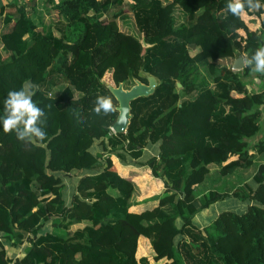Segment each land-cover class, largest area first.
Instances as JSON below:
<instances>
[{
  "label": "trees",
  "instance_id": "trees-1",
  "mask_svg": "<svg viewBox=\"0 0 264 264\" xmlns=\"http://www.w3.org/2000/svg\"><path fill=\"white\" fill-rule=\"evenodd\" d=\"M44 2L50 21L26 3L0 7V116L25 82L48 116L43 142L0 124V264H264V161L232 191L197 192L264 155V133L250 142L264 88L233 69L237 51L264 46V9L238 19L228 0ZM146 74L159 84L114 132L105 76L131 88ZM100 95L115 113L92 111ZM230 197L246 209L194 222Z\"/></svg>",
  "mask_w": 264,
  "mask_h": 264
},
{
  "label": "clouds",
  "instance_id": "clouds-1",
  "mask_svg": "<svg viewBox=\"0 0 264 264\" xmlns=\"http://www.w3.org/2000/svg\"><path fill=\"white\" fill-rule=\"evenodd\" d=\"M264 9L261 0H228L226 11L238 19L249 12ZM252 72L264 75V46L258 47L250 57L243 60ZM103 83V81H101ZM37 92L35 84L25 82L18 90H10L3 101V115L0 116L4 133H15L24 143L43 142L47 138L45 127L47 112L34 100ZM92 111L97 116H107L117 111L110 95H100L94 100Z\"/></svg>",
  "mask_w": 264,
  "mask_h": 264
},
{
  "label": "rangeland",
  "instance_id": "rangeland-1",
  "mask_svg": "<svg viewBox=\"0 0 264 264\" xmlns=\"http://www.w3.org/2000/svg\"><path fill=\"white\" fill-rule=\"evenodd\" d=\"M41 13H37L39 16ZM53 15V14H52ZM52 15L49 14H44L45 20L47 21L46 18H52ZM246 18L249 21V24L252 27H256L258 25L257 20L251 19L250 17L246 16ZM196 74L199 75L200 79H206L211 81V76L206 68L205 65H200L199 68L196 71ZM110 75H106L104 80L107 84L113 83L112 80L109 77ZM247 80L251 84L252 89H261L264 87V77L262 75H258L257 73H250V75L247 77ZM264 112V110H263ZM262 127L261 130L253 137L250 138V142H255L257 141L258 138H260L263 133H264V114L262 117L261 121ZM264 161V155L263 156H257L256 157V163L252 165L249 169L235 172L231 175H228L226 177H222L218 181H213L212 179L214 178H208L205 182H203L197 189V192L202 195L203 193L207 192L213 185L215 184L216 187H218L221 191L224 190H229L232 191L236 186L239 184L244 183L245 181L249 180L254 172L257 169V164L260 162ZM144 175H146L144 173ZM151 175V170L149 171V178ZM147 176V175H146ZM218 179V178H214ZM223 209H234L237 211L240 210H245L246 209V203L239 202L233 198H226L222 201H217L214 203L210 208L208 209H203L200 210L194 217V222L198 225L204 226L210 222H212L216 217L219 212ZM56 231L60 232L62 231L61 229L56 228Z\"/></svg>",
  "mask_w": 264,
  "mask_h": 264
},
{
  "label": "water",
  "instance_id": "water-1",
  "mask_svg": "<svg viewBox=\"0 0 264 264\" xmlns=\"http://www.w3.org/2000/svg\"><path fill=\"white\" fill-rule=\"evenodd\" d=\"M233 64V69L242 70L246 64L243 63L245 56L242 52L237 51ZM148 82L137 80L136 84L131 88H125L122 83L118 85L108 84V88L117 98L118 105V117L113 125L114 132H125L128 128L131 119V102L132 100L141 96H148L154 93L156 86L159 84V80L152 74H146ZM181 86V83H178Z\"/></svg>",
  "mask_w": 264,
  "mask_h": 264
},
{
  "label": "crops",
  "instance_id": "crops-1",
  "mask_svg": "<svg viewBox=\"0 0 264 264\" xmlns=\"http://www.w3.org/2000/svg\"><path fill=\"white\" fill-rule=\"evenodd\" d=\"M20 3H26L28 5V8H36L38 13L49 14L46 7H45L44 0H0V7L6 6V7H8L9 10H14V9H16V5L20 4ZM41 14H40V16H41ZM46 19H47V21H50V18H46ZM258 75H261V74H258ZM262 76L264 77V75H262ZM262 88H264V87H262ZM256 90H259V89H256Z\"/></svg>",
  "mask_w": 264,
  "mask_h": 264
}]
</instances>
